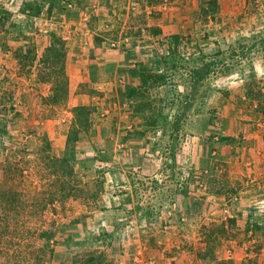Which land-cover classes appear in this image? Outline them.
Listing matches in <instances>:
<instances>
[{
    "label": "rangeland",
    "instance_id": "374dc122",
    "mask_svg": "<svg viewBox=\"0 0 264 264\" xmlns=\"http://www.w3.org/2000/svg\"><path fill=\"white\" fill-rule=\"evenodd\" d=\"M167 2L122 0L105 21L114 26L113 43L132 36L139 51L154 56L158 68L143 80L155 72L166 80L91 98L85 115L79 105L68 108V95L54 96L56 107L43 118L58 121L53 129L65 135L64 147L53 144L52 127H19L12 98L0 94V264H134L138 255L158 264L150 251L167 230L168 213L186 198L192 152L203 155L194 181L201 186L207 154L264 151V144L247 145L244 128L225 132L239 123L264 132V0H247L239 16L201 10L198 27L185 33L160 26L159 7ZM224 22L226 34L217 26ZM205 64L210 72L198 81L194 71ZM224 167L234 168L220 160ZM213 178L228 193L243 186L230 172ZM219 264H264V255Z\"/></svg>",
    "mask_w": 264,
    "mask_h": 264
},
{
    "label": "crops",
    "instance_id": "0c3cea01",
    "mask_svg": "<svg viewBox=\"0 0 264 264\" xmlns=\"http://www.w3.org/2000/svg\"><path fill=\"white\" fill-rule=\"evenodd\" d=\"M121 1L0 0V94L12 98L19 127H52L49 135L53 144L64 147L65 135L53 129L58 121L43 118V113L55 108L57 102L52 100L58 93L56 66L46 60L50 49L58 45L56 37L60 36L64 43L62 63L67 82L65 96L70 97L68 108L89 104L91 98L106 97L124 85L138 87L144 72L158 68L150 52L139 51V39L128 36L120 40L126 51L118 47L120 41L117 48L112 46L117 40L111 41L110 37L117 36L111 34L114 26L105 21L117 14ZM246 3L247 0H217L213 12L210 0H169L159 7V24L164 32L185 33L198 27L195 18L201 10L239 16ZM87 18L99 24L89 25ZM223 25L227 24H217L226 34L230 27ZM242 128L248 137L247 145L258 144L261 148L263 128L242 127L239 123L235 131L225 132L237 135ZM207 131L210 134L213 127ZM248 149L245 153L207 154L206 180L201 186L194 181L204 171L203 155L192 152L194 171L188 174L186 198L175 204L180 210L168 213L167 230L157 237L160 243L150 251L158 264H219L226 258L240 263L244 258L264 255V151ZM220 160L232 162L234 168L219 169ZM216 171L225 175L230 172L243 186L234 194L221 185L214 187ZM211 241L216 243L210 256Z\"/></svg>",
    "mask_w": 264,
    "mask_h": 264
},
{
    "label": "trees",
    "instance_id": "16d2710c",
    "mask_svg": "<svg viewBox=\"0 0 264 264\" xmlns=\"http://www.w3.org/2000/svg\"><path fill=\"white\" fill-rule=\"evenodd\" d=\"M217 5V0H210V7L211 8H215V6ZM4 18V15L3 17ZM5 18H7L5 16ZM58 43L57 46H54L50 49L49 54L47 55L46 60L48 61H52L55 66H56V72H60L62 75H64V64L63 62V58L65 57V52H64V43L62 42L61 38L56 37L55 39ZM219 54V53H218ZM165 62V60H164ZM206 67H202V69L198 68L194 71V73L196 74V77L198 79V81L203 80L205 75L207 73L210 72V64H205ZM167 75L164 73H160V72H155V73H148L146 75V77L144 78V84L148 82L149 79H154V81H165L166 80ZM59 78V77H58ZM251 83H256L255 79H253L251 81ZM251 83L249 85H251ZM67 86V82L65 80V77L62 79H59V83H58V93L55 95L56 98H60L62 96H65L66 94V87ZM135 90V89H133ZM261 90V89H259ZM262 110H260L261 112H264V106H261ZM77 112L80 110L81 113L83 115L87 114L88 112V107L85 105H79L76 107L75 109ZM74 134L77 136V134L74 132Z\"/></svg>",
    "mask_w": 264,
    "mask_h": 264
},
{
    "label": "built area",
    "instance_id": "2783aa9c",
    "mask_svg": "<svg viewBox=\"0 0 264 264\" xmlns=\"http://www.w3.org/2000/svg\"><path fill=\"white\" fill-rule=\"evenodd\" d=\"M113 45H117V43H113ZM141 254V253H140ZM134 264H156L155 259L150 258H144L143 256L139 255L136 257V260L134 262Z\"/></svg>",
    "mask_w": 264,
    "mask_h": 264
}]
</instances>
